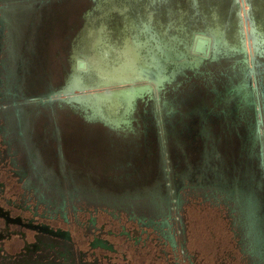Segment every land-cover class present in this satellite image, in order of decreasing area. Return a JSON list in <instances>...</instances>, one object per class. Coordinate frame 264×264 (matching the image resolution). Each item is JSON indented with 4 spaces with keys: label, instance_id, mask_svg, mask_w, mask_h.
Instances as JSON below:
<instances>
[{
    "label": "flooded vegetation",
    "instance_id": "flooded-vegetation-1",
    "mask_svg": "<svg viewBox=\"0 0 264 264\" xmlns=\"http://www.w3.org/2000/svg\"><path fill=\"white\" fill-rule=\"evenodd\" d=\"M53 1L0 0V264H264V86L252 75L253 84H230L212 106H196L188 136L198 142V161L167 170L165 184L122 192L97 187L75 177L59 130L47 132L43 112L53 95L37 92L45 88V74L36 72L47 68L26 57L41 50L28 32ZM126 43L136 55L131 67L112 65L101 51L89 61L74 55L66 91L90 88L81 77L89 62L99 74L132 75L107 80L100 74L102 84L151 76L149 65L168 64L155 49L142 61ZM175 77L163 73L159 85L149 83L166 88ZM139 82L129 84L143 89L125 104L127 115L154 90ZM75 101L78 114L121 124L98 109L90 112L89 100ZM91 134L93 145L112 137L100 126ZM117 143L124 145L121 138Z\"/></svg>",
    "mask_w": 264,
    "mask_h": 264
},
{
    "label": "rangeland",
    "instance_id": "rangeland-1",
    "mask_svg": "<svg viewBox=\"0 0 264 264\" xmlns=\"http://www.w3.org/2000/svg\"><path fill=\"white\" fill-rule=\"evenodd\" d=\"M241 4V0H54L45 7L28 32L32 40L42 42L41 50L36 56L27 52L26 57L32 63L35 58V66L47 68L36 70L45 74V88L37 92L55 97L44 107L47 132L61 133L63 145L68 147L64 151L71 153L68 167L76 178L90 179L95 186L114 192L134 191L163 185L167 170L185 169L198 161V142L193 143L188 136L195 118L193 109L212 106L230 84L245 80L253 84L250 51L242 41L246 39V26ZM245 5L257 28L252 49L257 81L262 88L264 0H245ZM248 23L250 30L252 25ZM212 29L221 30L219 41ZM97 40H102V47L97 46ZM126 42L134 44L142 61L150 60L151 50L159 52V59L168 64L161 61L149 65L151 76L155 78L158 70L170 75L175 72L173 85L159 89L156 84L139 82L152 85L154 90L142 96L127 115L124 105L110 107L97 97L110 89L126 91L131 87L100 85V74L107 80H117L132 77L130 70L99 74L89 62L81 77H88L90 88L72 91L73 96L58 97L70 92L66 91V84L74 73V55L89 61L100 59L101 51L105 55L102 59L120 67ZM196 42L205 45L204 49L198 50ZM129 54L132 53L126 56ZM129 56L132 57L127 56V66L131 67L136 55ZM185 58L190 60L187 67L178 69L175 61ZM197 58L203 61L196 67ZM53 67L60 70H51ZM75 98L88 99L93 104L90 112L98 109L121 124H109L100 115L88 119L78 114ZM126 119L127 124L122 122ZM93 126L102 127L112 137L104 144L93 145ZM120 138L124 145L117 148Z\"/></svg>",
    "mask_w": 264,
    "mask_h": 264
},
{
    "label": "bare ground",
    "instance_id": "bare-ground-1",
    "mask_svg": "<svg viewBox=\"0 0 264 264\" xmlns=\"http://www.w3.org/2000/svg\"><path fill=\"white\" fill-rule=\"evenodd\" d=\"M241 9H242V12H243L241 14V16L243 18L244 25L246 24V21H248V20H249V22H251V25H252L251 26V29L248 32H247V30H244V32H243L246 35V39L243 38L242 41H243V44L246 46L247 45V42H248V37H250L251 42H252L253 39H256V37H257L256 36V34H257V28L254 26V21L252 20L251 15L249 14L248 11H247L248 12L247 13V17H245L244 9H243V4H242V8ZM220 31H221L220 29H212V33L214 35L219 34ZM196 48L198 50H200V51L202 50V47L199 46L197 42H196ZM254 48L256 49V47H254ZM130 50H132L130 46H127L124 49V53H125V54H123V58L125 59V60L123 59V62H124V65L123 66L124 67H128L127 66L128 65V62H130V60L128 61L129 58L127 59V56L128 57H132V56H129V55H132V54H129V55L126 56V54L128 52L130 53ZM116 71H118V70H113L112 72L115 73ZM107 77H109V76H107ZM162 78H163V73L161 71H159V72H157L155 78H152V76H146L144 78H138V79H134V80H131V81H128V82H124V83L123 82H118V83H114V84L126 85V84H134L136 81H148V82H155L157 85H159L158 83H159V81H161ZM112 79L113 78H111V80ZM100 85L111 86V85H113V83H111V84H104V83L102 84V83H100ZM141 89H143V88H139V89L138 88L137 89H134V88L133 89H129L128 88L126 91H121L122 89H110V90L106 91L105 93H102L101 95H99L97 97V100L98 101L101 100V101L108 102L109 104H111L110 107H112L114 104L124 105V106L126 104V106H127L128 102H131V100H133L135 97H138V96L141 95V91H140ZM78 90H83L84 91V90H87V89H85V88H79ZM72 91H74V90H72ZM83 99H85V101L86 100L88 101V99H86V98H75V100H78V101H81Z\"/></svg>",
    "mask_w": 264,
    "mask_h": 264
},
{
    "label": "water",
    "instance_id": "water-1",
    "mask_svg": "<svg viewBox=\"0 0 264 264\" xmlns=\"http://www.w3.org/2000/svg\"><path fill=\"white\" fill-rule=\"evenodd\" d=\"M241 1H242V4H243V9H244L245 17H247V10H246V5H245V0H241ZM245 26H246V30L248 32L249 31V23H248V21H246ZM248 46H249V51H250L251 72H252V75L254 77V81L257 82V80H256V71H255V59H254V55H253L252 42H251L250 37H248ZM72 93L73 92H65L63 94L58 95V97H62V96H73ZM48 99L49 100H52L53 97H49Z\"/></svg>",
    "mask_w": 264,
    "mask_h": 264
}]
</instances>
